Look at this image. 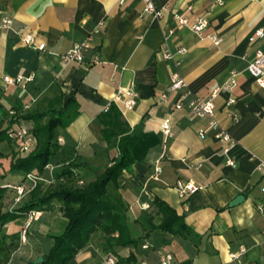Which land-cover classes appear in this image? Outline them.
<instances>
[{"label": "crops", "instance_id": "0c3cea01", "mask_svg": "<svg viewBox=\"0 0 264 264\" xmlns=\"http://www.w3.org/2000/svg\"><path fill=\"white\" fill-rule=\"evenodd\" d=\"M152 1L157 9H164L161 18L143 15L139 0H128L121 7L114 0H0V26L4 19L11 21L10 29H0V105L16 114H40L60 109L74 96L79 115L60 132L55 170L73 160L83 163L87 167L74 173L88 183L118 155L123 138L131 134L106 144L99 116L118 89L133 86L138 95L134 109L122 111L115 106L121 121L131 130L136 128L138 136H156L158 144L118 178L117 193L127 207L128 223L136 239V245L119 250V256L133 253L139 264H160L161 255H170L174 264H264V213L258 210L264 209V169L260 168L264 163V89L256 87L245 72L255 52H264V37L249 42L257 30L264 31V0ZM173 14L186 16L189 22L206 18L205 35L213 34L221 42L214 45L179 28ZM100 21L105 29L95 37L93 49L82 62L64 67L59 56L84 41ZM169 30L173 31L166 40L169 51L187 50L185 55L175 56L177 67L175 60L157 57ZM22 34L33 35V41L44 44L46 51L24 45ZM175 69L188 90L200 97L224 84L230 73L239 74L234 91L230 95L219 93L214 100L215 117L228 126L236 142L227 156L213 132L198 136L197 131L203 130L207 121H198L186 111H173L175 94H170L165 105L157 104ZM4 77H20L22 82L5 84ZM229 96L235 104L227 107ZM231 113L238 117L234 124L229 123ZM166 118L171 121L169 138L160 133ZM11 125L10 117H0L1 129ZM228 158L234 159L233 167L226 165ZM198 163L200 168L190 167ZM13 177L11 174L5 180ZM178 180L191 182L198 190L181 199L174 189ZM108 192H114L110 186ZM154 199L182 216L191 235H170L154 229L159 224L154 219L160 221ZM58 207L54 203L51 211L40 212L33 221L32 230L46 241L43 247L29 238L28 243L34 245L29 251L35 253V259L52 246V240L45 237L52 235L50 229L59 235L66 226ZM20 219L24 220L11 223L17 226ZM101 237L99 233L93 235L75 256L74 264H104L106 255L98 248ZM143 245L148 248L142 249ZM241 247L245 253L232 260L231 255Z\"/></svg>", "mask_w": 264, "mask_h": 264}, {"label": "trees", "instance_id": "16d2710c", "mask_svg": "<svg viewBox=\"0 0 264 264\" xmlns=\"http://www.w3.org/2000/svg\"><path fill=\"white\" fill-rule=\"evenodd\" d=\"M79 104L76 98L71 97L60 109L50 110L40 114H16L10 115L0 105V117H10L13 127L0 128V143H12L9 140V131L21 124L32 123L26 127L29 136L34 140L33 149L25 156L14 157L11 160L9 171L17 176L24 177L34 172L37 175L48 178L45 171L47 165L55 167V155L59 150V136L79 115ZM102 125L103 141L111 143L118 136L129 134L123 138V144L119 146L118 155L110 160V164L102 171L97 172L92 181L85 183L74 173L80 167H87L83 163L71 161L61 170L54 171L60 180L53 185H36L18 207L12 211L2 212L0 209V258L7 254L12 245L6 243L7 238L18 240L19 233L11 236L1 234V228L18 218H26L29 212H49L53 204L60 207L62 216L66 219V226L59 235H46L53 244L37 264H74L75 256L83 250L96 233L102 235L99 243L100 252L106 257H113L117 264H139L133 253L127 257L119 256L118 252L126 247L136 245V239L132 237L130 225L127 219V207L119 194L118 178L121 174L129 172L134 163L142 161L152 147L158 144L154 135H136L137 129H130L128 124L121 121V114L114 105L99 116ZM16 156V155H15ZM78 181L82 184L78 185ZM3 186V185H2ZM0 187V197L7 190ZM113 193L108 192V187ZM160 215L159 224L154 229L170 235L186 237L191 231L184 222L182 216L166 203L154 199L152 203ZM1 208V206H0ZM37 260V259H36ZM26 264H35L29 261Z\"/></svg>", "mask_w": 264, "mask_h": 264}, {"label": "built area", "instance_id": "2783aa9c", "mask_svg": "<svg viewBox=\"0 0 264 264\" xmlns=\"http://www.w3.org/2000/svg\"><path fill=\"white\" fill-rule=\"evenodd\" d=\"M128 0H114L115 5L118 7L123 6ZM142 4V14L143 15H154L155 18H161L162 12L164 9H157L152 0H139ZM188 10H191V7H188ZM173 21L179 28H186L192 33H194L199 38H205L211 41L212 44L218 45L221 40L216 36L205 35V29L207 27V20L204 17L195 20L194 22H189L188 18L183 15L173 14ZM11 26V21L9 19H4L2 21V25L0 29L8 30ZM105 29L104 22H98L91 33L86 37L84 41L81 43L74 44L68 51L62 53L59 58L61 64L66 67L70 64L80 63L83 61L84 56L88 53V51L93 49V41L95 37L101 35V33ZM173 34L172 30H169L164 33L163 44L157 52V57L161 60H175V56H183L187 53L185 48H178L175 52L169 51L166 40L170 35ZM264 37V31L257 30L254 33V36L249 38V42H253L255 38ZM20 39L24 45L27 47L39 51L45 52L46 47L44 44H36L33 35L31 34H22L20 35ZM253 60L249 62L245 68V72L248 73L254 81L256 87L264 89V52L256 51L254 54ZM175 67L178 66V61L173 62ZM239 74L230 73L228 80L222 84L221 86L215 88L207 97H200L194 94L192 91L188 90L187 83L185 79L181 76L177 69L173 70L169 75V84L167 91L161 93L157 98L158 105H165L168 100L170 94L176 95V100L173 104V111L180 112L186 111L188 112L192 118L198 121H207V124L203 130H199L198 136L203 137L207 132H213L214 138L218 140L224 147L222 150V154L227 156L231 148L236 145L234 139L230 137L228 126L222 125L217 118L215 117V97L219 93H225L230 95L238 83ZM3 81L5 84L14 85L21 84L22 79L17 77L15 79H10L9 77H4ZM137 92L133 86L127 88L118 89L115 95L111 98V100L103 107L104 112H106L111 105L118 107L122 111H131L134 109L137 102ZM226 106L230 107L235 104L234 98L229 96L226 101ZM10 115H14V112L8 111ZM229 123L234 124L238 121V117L234 114L229 115ZM160 133L164 136V138H169L171 136V121L169 118L164 119L160 125ZM9 140H11L15 145H17L18 150L20 152H27L35 144L34 140L29 136L28 130L25 126L19 125L14 129L9 131ZM59 141V140H58ZM235 164L234 159H227L226 165L229 167H233ZM191 168H200L201 164L191 165ZM260 168L264 169V163L260 164ZM259 168V169H260ZM45 171L48 173V178L37 175L34 172L26 174L20 183L16 185L5 184L2 187L6 189L13 190L17 195L16 202H20L21 198L28 194L36 185L39 184H51V176L55 171L54 166L47 165L45 167ZM156 173L160 172V168H155ZM26 184V185H25ZM82 182L78 181V185H81ZM174 189L177 191L179 198L184 199L190 195H193L197 190V186H195L191 182H184L178 180L175 182ZM258 210L264 213V209L261 207ZM38 212H29L25 218L24 228L21 232V237L24 239L26 229L31 225V223L38 219ZM148 248L147 245H143L142 249L146 250ZM245 253V248L241 247L236 253V255H231V259L236 261L239 259L240 255ZM172 257L170 255H161L159 257L160 264H174ZM104 264H117L113 257H106L103 261Z\"/></svg>", "mask_w": 264, "mask_h": 264}, {"label": "rangeland", "instance_id": "374dc122", "mask_svg": "<svg viewBox=\"0 0 264 264\" xmlns=\"http://www.w3.org/2000/svg\"><path fill=\"white\" fill-rule=\"evenodd\" d=\"M34 143L33 146L29 149V151L31 149H33L34 147ZM27 152H20L18 150L17 145L12 144V143H1L0 144V187L2 185L5 184H9V185H16L18 183H20V181H22V177L15 175L14 179H10V180H5L9 177H11V172L9 171L10 167V163L11 160L14 157H23L25 156ZM16 155V156H15ZM59 178L57 177V175L52 174L51 176V184L49 185H53L58 183L60 180H58ZM26 185V184H25ZM45 187L48 186L47 184L44 185ZM28 195L25 194V196H23L20 200V202H16L17 200V195L13 190L7 189L5 190V192L2 194V196L0 197V206H1V211L2 212H7V211H12L13 209H15L16 207H18V205L24 200L26 199ZM151 221H153V219H151ZM25 219L21 220L20 222H18L17 226L14 225L13 223H7L5 224L2 228H1V234L2 235H6V236H11L13 234L19 233L20 237L18 240H11V238H7L6 239V243L8 245H12L15 246L12 249H8L7 254L3 257L0 258V264H24L26 261H36L35 259V253H31V251H29V249H32V246L34 247V245H31L30 243H28L29 238H32L35 242H38L37 245L43 246L45 245L46 241L45 238L43 236L38 235V233L32 230V226L35 224V222H32L25 232V237L24 239H22L21 237V232L24 228V223ZM159 222V218L157 217V219H154V223H158ZM51 233L50 234H58L55 232L54 228L50 229ZM31 247V248H30ZM17 254V257H15V255Z\"/></svg>", "mask_w": 264, "mask_h": 264}, {"label": "water", "instance_id": "95a60500", "mask_svg": "<svg viewBox=\"0 0 264 264\" xmlns=\"http://www.w3.org/2000/svg\"><path fill=\"white\" fill-rule=\"evenodd\" d=\"M235 200H236L235 202L238 201L237 199H235ZM42 261H43V259L40 257V258H38V259L35 261V264L40 263V262H42Z\"/></svg>", "mask_w": 264, "mask_h": 264}]
</instances>
